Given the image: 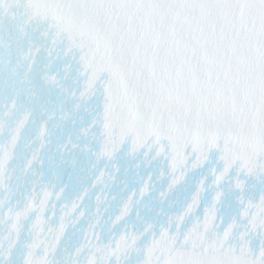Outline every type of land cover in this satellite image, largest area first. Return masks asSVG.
<instances>
[{
	"label": "snow or ice",
	"instance_id": "1",
	"mask_svg": "<svg viewBox=\"0 0 264 264\" xmlns=\"http://www.w3.org/2000/svg\"><path fill=\"white\" fill-rule=\"evenodd\" d=\"M36 7L43 10L41 15L34 13ZM34 22L44 25L49 46L32 44L26 26ZM15 30L19 32L16 39L27 40V46L12 60L3 49L5 36L10 40ZM98 45L97 59L90 61ZM141 60L157 70L166 67L173 78L178 69L191 70L196 77L194 83L187 82L193 83V97L180 106L184 127L179 139L168 128L167 116L160 125L162 152L151 146L152 138L140 147L105 118L110 100L123 87L122 70L129 77L128 85L136 90L135 107L144 114L139 124L146 125L158 77L154 73L150 79ZM202 69L207 70L203 80ZM249 73L264 76V0H0V98L7 99L8 90L17 86L7 108L0 104V178L28 144L34 147L25 160L27 168L43 165L46 154L51 159L57 149L61 159L64 155L85 157L86 183L77 182L75 194L65 204L79 210L93 189L103 192L106 179L116 178V161L130 152L160 165L161 176L169 169V161L175 162L182 152L185 168L201 160L198 166L204 168L209 160L214 161L213 179L218 185L237 177L239 211L248 206L251 214L253 207H264V185L245 197L241 184L243 177L264 172V108L255 116L252 111L264 97V80L257 81L250 109L240 100L242 78ZM227 87L233 96L230 104L222 105L219 94ZM212 103L219 111L210 109ZM77 112L87 113V118ZM175 115L173 107L169 116ZM252 119L255 129L249 127ZM229 132L239 137L254 135L260 150L245 151L232 162L230 155L239 150ZM152 175L149 171L133 181L124 203L112 214L118 225L138 217L136 205L154 190ZM178 182L179 178L172 179L157 195L167 199L168 190ZM53 188L63 200L69 183L57 181ZM232 227L196 191L169 204V211L148 235L155 239L163 233L173 239L174 248L185 254V264H220L221 257L248 258L249 254L264 264V248L232 247L228 238Z\"/></svg>",
	"mask_w": 264,
	"mask_h": 264
}]
</instances>
